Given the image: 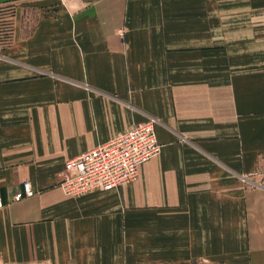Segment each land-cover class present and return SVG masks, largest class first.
Wrapping results in <instances>:
<instances>
[{"label":"crops","instance_id":"obj_1","mask_svg":"<svg viewBox=\"0 0 264 264\" xmlns=\"http://www.w3.org/2000/svg\"><path fill=\"white\" fill-rule=\"evenodd\" d=\"M0 28V264H264V0H0ZM150 119L135 180L61 190Z\"/></svg>","mask_w":264,"mask_h":264},{"label":"built area","instance_id":"obj_2","mask_svg":"<svg viewBox=\"0 0 264 264\" xmlns=\"http://www.w3.org/2000/svg\"><path fill=\"white\" fill-rule=\"evenodd\" d=\"M115 31L123 36L124 27ZM154 120L139 123L118 133L109 140L65 161L59 172L58 186L67 194L78 196L91 191L116 188L135 180L139 167L156 156L160 145ZM34 190L29 181L15 200L31 197ZM2 200L0 196V207Z\"/></svg>","mask_w":264,"mask_h":264},{"label":"rangeland","instance_id":"obj_3","mask_svg":"<svg viewBox=\"0 0 264 264\" xmlns=\"http://www.w3.org/2000/svg\"><path fill=\"white\" fill-rule=\"evenodd\" d=\"M8 17H9V16H8ZM4 18H5V17H4ZM10 19H11L10 17L6 19V20H7V23L9 22V24L6 25V27H4V28L7 29V30L10 29ZM0 30H3V29L0 28Z\"/></svg>","mask_w":264,"mask_h":264}]
</instances>
